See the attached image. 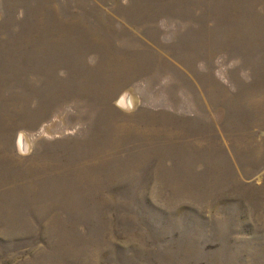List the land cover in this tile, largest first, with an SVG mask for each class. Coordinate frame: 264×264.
Instances as JSON below:
<instances>
[{
  "label": "rangeland",
  "instance_id": "374dc122",
  "mask_svg": "<svg viewBox=\"0 0 264 264\" xmlns=\"http://www.w3.org/2000/svg\"><path fill=\"white\" fill-rule=\"evenodd\" d=\"M0 264H264V0H0Z\"/></svg>",
  "mask_w": 264,
  "mask_h": 264
}]
</instances>
